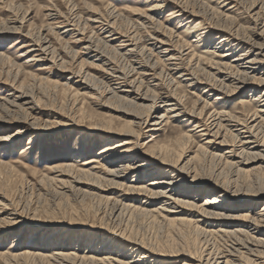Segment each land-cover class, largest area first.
Here are the masks:
<instances>
[{
	"label": "bare ground",
	"instance_id": "obj_1",
	"mask_svg": "<svg viewBox=\"0 0 264 264\" xmlns=\"http://www.w3.org/2000/svg\"><path fill=\"white\" fill-rule=\"evenodd\" d=\"M149 1L143 10L133 9L129 13L131 31L127 28V31H121L116 28L118 25L115 27L113 16L121 14H116V10L109 6L102 13L90 6L84 9L87 15L83 24L80 22L81 28L76 8L61 13L51 4L45 10L46 19L54 24L52 32L55 30L61 36L73 35L76 42L82 44L80 51L73 53H80L88 61L93 74L82 68L73 70L62 59V50L59 52L54 43L42 35V29L35 35L30 31L24 33L28 12L18 17L13 11L18 5L11 9L3 7L1 1L0 7L9 16L0 24V38L20 35L26 40L27 50L19 56L26 58L23 64L10 66L8 63L15 71L14 80L10 82L7 77L1 81L0 78V89L7 88L6 95L0 97V149L10 153L9 156L15 151L22 154L32 149L33 139L48 132L51 122L38 118L44 113L40 107L42 102L35 101L33 93L27 94L22 90L23 86L15 83L21 74L29 75L25 69L33 65L59 66L60 79L65 80L62 87L71 91L76 100L83 101L97 95L100 99L98 107L108 110V120L101 121V126L98 123L85 127L80 125L82 121L61 119L60 114L52 112V116L60 120L55 123L64 120L65 126H81L84 132L97 134L102 139V147L93 159H77L54 167L53 170L59 173L56 182L60 185L66 183L62 177L73 171L83 180L70 176L72 180L68 183L78 188L86 187L93 196L115 203L114 198L107 196L108 191L121 190L125 199L140 203L138 208L134 207L136 212L160 218L171 225L193 226L203 237L224 241L216 246V250L207 247L198 259L190 257L184 264H264L263 188L252 194L238 188L235 190L237 186L224 185L218 180L223 178L217 175L218 178H211L207 172L209 178L206 174L202 177L207 170L202 167L204 173H199L197 163L199 158L207 157L208 161L209 157L236 175L256 170L249 168L254 160L264 165V0H216L214 7L206 0ZM247 1L250 6L244 8L243 17L240 16L242 13L233 14L242 2ZM163 13L166 16L161 17ZM86 26H97V36L87 35ZM17 43L20 42L14 41V45ZM199 47L203 51L196 55L193 48ZM111 55L127 58L129 70L117 69ZM3 58L8 60L0 55V60ZM100 73L105 76L107 85L102 91H98L102 87L95 86L103 83V78L97 77ZM180 86L201 91L203 98H197L188 108L185 95L176 94ZM239 93L243 98L239 101L238 111L215 108L221 104L223 109L225 100ZM246 98L249 101H245ZM248 103L254 105L252 110L246 109ZM115 120L118 122L112 126ZM176 122L186 123L184 125L191 129L178 134L172 145L157 142L158 134ZM27 135L31 136L22 148L23 142H17ZM196 138L198 144L193 151L188 150ZM228 138L233 141L228 143ZM4 164L0 163V167ZM263 165L259 168L264 170ZM100 169L102 171L98 174ZM129 175L133 179L126 185ZM6 202L0 194V236L22 222L18 214L9 210ZM117 211L116 208L112 212ZM85 227L78 233L54 229L38 246L41 247L39 252L27 248L15 254L0 253V260L36 258L47 264H167L166 256L151 250L150 246L147 248V243H141L143 239L137 241L133 232L134 238L131 239V235L129 238L112 230L113 227L111 230L102 226ZM41 231L45 230L39 229L35 233ZM60 235L65 242L58 247L55 242ZM84 244L87 249L78 254V247ZM72 246L73 251L67 249Z\"/></svg>",
	"mask_w": 264,
	"mask_h": 264
},
{
	"label": "rangeland",
	"instance_id": "obj_2",
	"mask_svg": "<svg viewBox=\"0 0 264 264\" xmlns=\"http://www.w3.org/2000/svg\"><path fill=\"white\" fill-rule=\"evenodd\" d=\"M84 1H87V3L89 4H87ZM206 1H209L208 3L211 4L212 7L216 5V0H206ZM0 2L2 3L3 7L9 6L11 7V9H13L15 5H18L15 6L13 9L14 13L18 15V17L23 15L24 14L23 12H28L29 17H27L28 22L25 24L24 33L30 31L31 34L35 35L37 34V32H39V30L42 29L41 32L42 35L50 39L54 43L55 48L59 50V52H61L62 50V52L60 53L62 59L66 61L67 64L71 68H73V70L76 71L79 70V68H82V70H88L89 73L93 74L94 72L90 70L88 67V63H87L88 61H85L86 59L80 53H77L78 55L73 53L75 51L79 52L80 49L82 48V44L77 43L73 35L61 36V35H57L55 30H53L52 32L51 29L54 27V24H52L51 22H49V20L46 19L45 10L49 6H51V4L55 6L61 13H66L69 12L70 10L73 11L76 8L75 13L77 14L79 27L81 28V26H83L82 22L85 19L84 17H86L87 15L84 9H86L87 7L89 8L90 6V8H94V10H99V12L102 13L103 10L105 11V9L109 6L116 10L114 11L117 12L116 14L120 12L119 15L121 14L122 16L121 15L120 16L123 17L121 20L120 16L117 15L113 16L115 27L116 25H118L119 27L117 26L116 28L121 31H127V29L128 31L129 30L131 31L133 27L131 23L132 20L129 18V13H131V10L133 11V9L143 10L145 6L149 4L151 1L149 0L148 1L147 0H0ZM247 2L246 3L242 2L241 6L237 7V10H235L233 14L245 12L244 10L246 9V7L250 6V2L248 3ZM1 3L0 6H2ZM71 5L73 6L72 8ZM17 7H18V11H17ZM165 14L166 13H163L161 17L166 16ZM8 16H9L8 12L6 13V11H4L2 7H0V24L5 23ZM240 16L243 17L244 16L243 13ZM125 22L127 23V25ZM120 27L122 28L120 29ZM85 30L87 32V35H94L95 37L97 36V30H98L97 26H86ZM14 41H18L20 43L14 45ZM25 41H26L25 38L24 37L22 38L20 35H10L7 37L0 38V55H3L9 60V61L5 60L4 58L0 60L1 81H4L5 78L7 77L10 82L14 80L13 78L15 71L14 69L10 68V66L13 65V63L23 64V62L25 61L26 58L19 57L21 53L27 50ZM189 41L190 40H187V42ZM193 50L197 55L203 51V48L202 47L193 48ZM114 56L115 55H111V60L114 63L115 67L119 70H123L127 72L129 70L128 59L117 56L114 57ZM3 60L5 61V63ZM8 63L10 66L8 65ZM81 64H83L82 67ZM84 65L86 66V68ZM126 65L127 67H125ZM58 67L33 65L32 67H30V69L29 68L25 69V73L29 75L21 74L19 76L20 79L18 77L17 83H15L16 86H19V84L20 86H23L22 90L27 94L33 93L32 97L35 99V101H38V103L42 102L40 103V107L44 111V113L41 116H38V118L43 122L47 120L51 123L48 124L49 129H47L48 132H46V134L43 135L39 134L40 136L38 135V137L33 139L32 149L22 154L21 153L19 154L18 151H15L14 152L15 154L12 156H9L10 153H7L6 151L0 149V163L1 164L5 163L4 166L0 167V177H1L0 194L2 195V197L5 198V201H7L6 204L8 205L9 210L11 209L13 212L18 214L19 219L22 221L19 225H15L11 227V229H9L4 235L0 236V253H6L7 255L15 254L27 248L32 249L34 252H39L38 250H40L41 247L38 246H41L43 244L44 241L43 239H46V236L50 231L54 229H60L64 231L69 230L70 232L74 233L80 231L83 228H86L85 226H90V225L97 227L98 226L106 227L109 230H111V228L113 227L112 230L114 229L115 231L122 232L123 234L127 235L129 238L131 235V239H133L134 236L138 238L137 241H141L143 239L141 243L144 244L143 241L145 242V244L147 243L146 245L144 244L145 246H147V248L150 249L151 247V250L160 254L162 253L161 254L162 256L163 255L166 256L163 257L167 262V264H184L188 261V258L190 257L194 259H198L201 255H203L206 252L207 247L208 248L212 247L214 248L213 250H216L217 249L216 246L218 247L219 245H222V243L224 244V241L203 237L197 230L194 229L193 226L184 227L181 224L171 225L161 220L160 218L151 217V216L148 217V214H145L141 211L136 212V210H134V207L135 208L137 206L139 207L140 203L133 202L131 201L130 198L125 199L124 192H122L121 190L108 191L109 193L107 196L114 198V200H116L115 201L116 204L114 203V201L107 202L106 200H104V198L103 201L102 197H99L97 195L93 196L91 192L87 191L88 189L86 187L78 188L75 187L73 183L71 182L68 183V181L72 180L70 176H72L73 178L75 177V179H81L80 177H76L77 175L73 171L66 172L68 174H66L65 177H62V180L66 181V183L60 185V183L56 182L55 179L58 177L59 173L53 170L54 167L70 163L73 160L76 161L77 159L83 161L93 159V157L97 156L96 154L98 153L99 149L102 147V144L100 143L102 141L101 137L98 136L97 134L96 135L88 134L87 132H84L81 126L87 127V126H94L99 124L101 126L103 124L102 122L108 120L107 119L108 110L100 109L98 107V104L100 103V99L98 98L97 95H92L91 97L86 98L83 101L80 99L76 100V98L72 97L71 91L67 90L66 87H62V85L65 83V80L60 79V70H59L60 67L59 68ZM11 69H12L11 71L12 73L9 72V70ZM198 74L201 75L202 73L199 72ZM97 77L98 78L101 77L100 80L102 78L104 79V80L102 79L104 85L103 83H96L95 85L96 87H98V89L102 87L101 89L98 90V91H102L107 86L105 82L106 81L105 76L100 73L97 75ZM200 92L195 90H189L184 86H180L176 90V94L178 96L185 95L186 97L185 105H187L188 108H190L193 105V102H195L197 98H203ZM6 93H7V88L1 87L0 97L5 96ZM241 98H243V94L239 93L225 100V102L226 101L227 102L223 109H221L220 107L221 104L216 106L215 108H217L218 110H224L230 112L238 111L240 107L239 101ZM245 101H249V98H246ZM113 104L114 106H119L116 103ZM201 106L202 105H199L198 107ZM253 107L254 105L252 103H248L246 109L252 110ZM80 111L82 112V114ZM52 112L53 113L56 112V114L58 115L60 114L61 119H63V117L64 118L66 117V119L68 118L70 120L73 118L72 120L75 122H78V120L82 121V123H80L81 126L75 128L74 126L72 127L65 126L64 120L62 122L55 123L56 121H60V120L59 119L56 120L55 119L56 116H52ZM117 122L118 121L115 120L112 123L113 124L112 126H116ZM184 124L186 123L183 122L172 123L170 125L171 127L165 128L163 132L158 134L157 139L159 141L157 140V142L164 143L166 145H172L178 139L181 133H185L189 129H191L190 126L186 127ZM13 132L14 130L11 131V133ZM262 135L263 134H261V136ZM30 136L27 135L26 137L18 141L17 144L23 142L22 148H24L27 142L26 139H28ZM258 136L261 138L260 135ZM198 140L199 139L196 138L194 142L190 144V148L188 150L193 151L194 150L193 147L199 142ZM229 141L232 142L233 140L231 138H228V143ZM142 142L145 143L146 141L143 140ZM206 160L207 157L205 158L201 157L197 162L198 165L201 166V168L200 166H198L200 168V169L198 168L199 173L202 174L206 172L202 174V177H204L205 174L207 178L209 177L214 178L218 176L219 178H223L218 180L221 181L222 183L224 182L223 183L224 185H229L231 188L237 186L234 188L235 190L236 188H238L241 189L242 191L248 192L249 194L261 192L262 188H263L262 190H264V170L262 168H259V166L261 167L263 165L261 161L254 160L249 165V168H254V169L256 168V170L250 171L246 174L236 175L234 172H232L233 170L230 171V169H227V167H225L224 165L219 163L217 164L216 161L211 160L209 157H208V161ZM201 162H203L204 164H202ZM216 164L217 166H215ZM91 166H93V164L90 165L89 167ZM2 167L5 169H3ZM202 167L204 170L207 171H204ZM215 167L217 170L215 169ZM220 169L222 170L226 169V171L222 172ZM8 171L10 174L8 173ZM101 171L102 170L100 169V171H98V174H100ZM219 174L221 176H219ZM132 179L133 177L129 175L126 185L129 184V182ZM81 180H83V178ZM227 182L229 183L231 182L232 185L231 183L228 184ZM62 185L65 186L66 188L63 187ZM251 187L253 188L250 189ZM84 190L87 191L88 195L86 191L84 192ZM111 202L113 203V205ZM99 203L102 204L99 205ZM124 204H126L128 208L126 205L124 206ZM122 206H124L123 207L124 211L121 209ZM130 206H132V208H130ZM116 208L118 209L117 213L112 212ZM129 208L130 210H128ZM119 209L122 210L123 212L122 211L120 212ZM131 209H133L134 211H132ZM135 212L138 214H136ZM117 219H120L121 221L120 220L118 221ZM115 220L118 221L119 223L116 222ZM92 221L94 222L92 223ZM110 223L112 225H110ZM39 229H43L45 231L35 233V231ZM125 229L126 230L128 229L129 231L128 230L126 231ZM132 232L134 236L132 235ZM16 239L19 240L15 241ZM64 242H65L64 238L61 237L60 235V237L56 239L55 243H57L59 247L61 245L63 246ZM73 246L67 249H71L73 251L74 250ZM86 249H87L86 244L81 245L78 247L77 253L83 254V252ZM45 251L47 252L49 250L45 249ZM30 259L9 260V258H4L0 260V264H4L3 262H5V264L6 263L7 264L8 263L9 264H45V263L47 264V262L40 259H36V258L34 259L32 258L31 260Z\"/></svg>",
	"mask_w": 264,
	"mask_h": 264
}]
</instances>
